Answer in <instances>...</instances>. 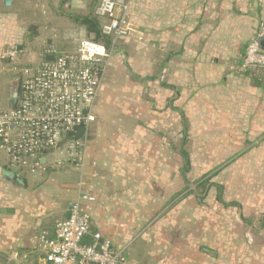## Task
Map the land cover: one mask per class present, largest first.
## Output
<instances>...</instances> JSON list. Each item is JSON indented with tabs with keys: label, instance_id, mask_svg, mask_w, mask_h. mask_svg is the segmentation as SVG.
I'll use <instances>...</instances> for the list:
<instances>
[{
	"label": "crops",
	"instance_id": "crops-1",
	"mask_svg": "<svg viewBox=\"0 0 264 264\" xmlns=\"http://www.w3.org/2000/svg\"><path fill=\"white\" fill-rule=\"evenodd\" d=\"M5 1L0 55L11 46L22 50L27 35L16 18L22 3L9 0L13 10L6 11ZM31 2L40 4V24L57 27L38 28L43 46L46 41L69 52L92 35L67 15L94 16L97 0L24 3ZM128 2L132 32L108 62L83 168L20 175L0 154V264H46L35 238L51 236L81 192L92 198L81 201L91 234L124 256L119 264H264V188L237 191L211 182L199 198L182 156L194 130L229 126L222 123L231 111H242V126H230L242 133L219 140H244L237 154L248 152L246 140H264L251 129L252 120L264 129V72L250 77L238 71L264 21V0ZM216 137L209 132L202 140Z\"/></svg>",
	"mask_w": 264,
	"mask_h": 264
},
{
	"label": "built area",
	"instance_id": "built-area-1",
	"mask_svg": "<svg viewBox=\"0 0 264 264\" xmlns=\"http://www.w3.org/2000/svg\"><path fill=\"white\" fill-rule=\"evenodd\" d=\"M94 17L109 46L89 36L76 41L72 51L45 43L36 65L23 64L16 46L1 54L8 72L18 79L14 106L0 111V154L16 174H42L67 166L81 170L93 108L108 62L118 42L132 32L128 0H97ZM264 21L245 46L238 71L250 77L264 72ZM52 57V61H46ZM83 128L81 136L78 129ZM81 189L79 183L78 190ZM91 201L81 192L68 216L54 223L53 234L40 232L35 243L46 264H119L124 256L112 249L99 233L90 232V218L81 201ZM91 238L86 243L85 239Z\"/></svg>",
	"mask_w": 264,
	"mask_h": 264
},
{
	"label": "rangeland",
	"instance_id": "rangeland-1",
	"mask_svg": "<svg viewBox=\"0 0 264 264\" xmlns=\"http://www.w3.org/2000/svg\"><path fill=\"white\" fill-rule=\"evenodd\" d=\"M20 1L22 5L16 12V18L21 23L24 33L27 34L24 38L23 48L20 52L19 58L23 64H38L41 59V50L43 47L41 36H36L40 28H45L46 31H50L52 28H57L56 25L47 24L48 21L41 23L42 17H39L36 12L40 9V4H36V8L33 3H24L26 0H14V2ZM19 6V5H18ZM1 10L4 8L1 6ZM6 11L13 10L11 6H8ZM43 22V21H42ZM39 23V24H38ZM49 25V26H48ZM38 29V30H37ZM29 35L30 38L27 36ZM47 43L46 41L44 44ZM49 43V42H48ZM12 47V46H11ZM2 50L1 53H3ZM158 51V50H157ZM157 66L156 72L161 63V54L156 55ZM8 62L1 59L0 55V111H5L10 108L11 104V92L13 83L15 81V75L8 72ZM131 73L127 70L124 73ZM161 74V73H160ZM242 110V109H241ZM229 118L223 121L221 129H197L193 131V135L189 140H186V145L183 147L191 159V167L187 170V181L189 186H193V191L197 197H203L204 193L202 188L198 187L200 180H208L207 182H221L227 187H231L233 190L243 191L245 185V191H254L259 187L264 188V140H246L245 154H237L241 152L244 146V140H219L220 137L231 136L232 132L242 133V128L232 129L231 125L242 126L243 113L229 112ZM256 118V117H254ZM253 118V119H254ZM234 120V121H233ZM258 124L252 120V133L253 136L258 137L260 133L264 134L262 127H254V124ZM211 132L217 134L216 139L209 138L210 140H202L203 135ZM242 153V152H241ZM244 172V173H243ZM216 184V183H215ZM237 185H239L237 187ZM240 185H242L240 187Z\"/></svg>",
	"mask_w": 264,
	"mask_h": 264
},
{
	"label": "trees",
	"instance_id": "trees-1",
	"mask_svg": "<svg viewBox=\"0 0 264 264\" xmlns=\"http://www.w3.org/2000/svg\"><path fill=\"white\" fill-rule=\"evenodd\" d=\"M68 18L72 19L74 23H77L81 26L86 27L87 31L91 34H95V41H101L103 42L106 46H109V40L107 38H104L99 30V23L96 20L94 16H84V17H79V16H73V15H67ZM182 156L186 160V167L189 169V157L188 154L182 150ZM208 180H200L198 182V187L202 188L203 193H207L209 189L214 186V184L207 182ZM219 201L221 199L219 198Z\"/></svg>",
	"mask_w": 264,
	"mask_h": 264
},
{
	"label": "water",
	"instance_id": "water-1",
	"mask_svg": "<svg viewBox=\"0 0 264 264\" xmlns=\"http://www.w3.org/2000/svg\"><path fill=\"white\" fill-rule=\"evenodd\" d=\"M5 4H6V6H9L10 1L6 0ZM28 38H29V36H28ZM90 38L94 40L95 34L90 35ZM261 45L264 46L263 44H261ZM18 50L21 51V48H18ZM45 60L46 61H52L53 58L52 57H46ZM18 84H19L18 79H15V81L13 83L12 92H11V99H12L11 107L14 106L15 99L17 98V95H18ZM82 133H83V128L78 129L77 136H81ZM10 180H12L13 182H16V183H20V178L17 176H13L11 173H10Z\"/></svg>",
	"mask_w": 264,
	"mask_h": 264
}]
</instances>
